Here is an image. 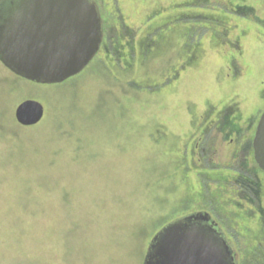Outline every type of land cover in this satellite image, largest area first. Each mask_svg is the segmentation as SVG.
<instances>
[{
    "label": "rangeland",
    "instance_id": "rangeland-1",
    "mask_svg": "<svg viewBox=\"0 0 264 264\" xmlns=\"http://www.w3.org/2000/svg\"><path fill=\"white\" fill-rule=\"evenodd\" d=\"M96 1L105 38L80 75L38 85L0 62V264H143L195 213L264 264V174L239 156L264 112V0ZM28 100L45 114L25 128Z\"/></svg>",
    "mask_w": 264,
    "mask_h": 264
},
{
    "label": "water",
    "instance_id": "water-1",
    "mask_svg": "<svg viewBox=\"0 0 264 264\" xmlns=\"http://www.w3.org/2000/svg\"><path fill=\"white\" fill-rule=\"evenodd\" d=\"M104 25L94 0H0V62L15 76L38 85H59L79 75L96 57ZM44 107L28 100L17 123L35 127ZM264 173V113L253 140ZM143 264H237L227 240L207 213L165 226L152 239Z\"/></svg>",
    "mask_w": 264,
    "mask_h": 264
},
{
    "label": "flooded vegetation",
    "instance_id": "flooded-vegetation-1",
    "mask_svg": "<svg viewBox=\"0 0 264 264\" xmlns=\"http://www.w3.org/2000/svg\"><path fill=\"white\" fill-rule=\"evenodd\" d=\"M98 8H99V10H100V14H101V9H100V7H99V5H98ZM101 17H102V14H101ZM261 118V117H260ZM260 120V119H259ZM259 122V121H258ZM229 122H228V120H227V122H226V124H228ZM229 125H230V123L228 124V128H229ZM217 129V128H216ZM232 130V129H231ZM209 131V130H208ZM231 133H233L234 134V132H231ZM254 133H255V131H254ZM222 134V136H225L224 135V132H222L221 133ZM243 133H241V134H239V136L240 135H242ZM203 135H207V137H209L208 136V132H207V134L206 133H204ZM226 138L228 139L229 138V136H227L226 135ZM200 141L202 142V138L200 139ZM231 142H234V140L232 139L231 140ZM200 144L202 145V143H197V148H199L200 147ZM204 145V144H203ZM216 145V144H215ZM202 150H204L205 151V153H204V151H203V153H202V157L203 158H200V162H204V164L207 166L208 164L209 165H211V166H214L213 164V162H214V157H215V155H216V153H218V149H217V146H216V149H215V147H214V142H211V146H210V143L209 144H206V146H205V148H203V146H202V148H201ZM253 149V148H252ZM243 151H241L240 152V154L242 153ZM249 152V151H248ZM236 155V154H235ZM210 166V167H211ZM244 170H245V167L243 168ZM253 184L254 183H249V186H248V192L253 196V197H255V199L257 198V196H258V189H257V187L256 186H258L257 184H255L254 186H253ZM257 206L260 208V205H259V203H257ZM261 214L263 215L264 214V212L263 211H261ZM211 223H214V225H215V228L218 230V228L220 229V227H219V225L214 221V220H212L211 219ZM228 240V239H227ZM228 243H229V241H228ZM236 257V256H235ZM236 261H237V257H236Z\"/></svg>",
    "mask_w": 264,
    "mask_h": 264
},
{
    "label": "trees",
    "instance_id": "trees-1",
    "mask_svg": "<svg viewBox=\"0 0 264 264\" xmlns=\"http://www.w3.org/2000/svg\"><path fill=\"white\" fill-rule=\"evenodd\" d=\"M219 120V122H218V124H217V131H218V133H222V132H226V129H227V127H228V124L230 123H228V124H226V122H227V120H228V117H225V116H220V118L218 119ZM231 125V124H230ZM253 136H254V133H253ZM253 136L251 137V139L249 140V142H246V145H245V147H244V149L242 150L243 152L239 155L240 157H242V156H244L245 155V157H247L248 156V149L249 148H251V150H252V141H253ZM205 139H206V141L204 142L205 144L203 145V148H205V146H206V144H209L210 143V146H211V142H213V137H205ZM204 139V140H205ZM203 151L204 150H202L201 149V151H200V157L201 158H203L202 157V153H203ZM253 151V150H252ZM204 153H205V151H204ZM238 154V153H237ZM236 154V155H237ZM252 156H253V153H252ZM258 167V166H257ZM243 169V168H242ZM259 169V168H258ZM244 170V169H243ZM260 170V169H259ZM244 171H246V170H244ZM244 179V178H243ZM247 180V179H246ZM245 181L243 180V182L242 183H244ZM248 182H250V183H254V182H252V180H248V181H246L245 183H248ZM246 186V185H245ZM241 189V188H240ZM221 228V227H220Z\"/></svg>",
    "mask_w": 264,
    "mask_h": 264
}]
</instances>
